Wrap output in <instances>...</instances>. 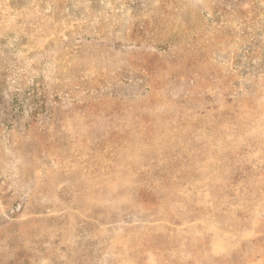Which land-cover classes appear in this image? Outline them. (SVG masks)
I'll return each instance as SVG.
<instances>
[{"label":"rangeland","instance_id":"obj_1","mask_svg":"<svg viewBox=\"0 0 264 264\" xmlns=\"http://www.w3.org/2000/svg\"><path fill=\"white\" fill-rule=\"evenodd\" d=\"M0 264H264V0H0Z\"/></svg>","mask_w":264,"mask_h":264}]
</instances>
